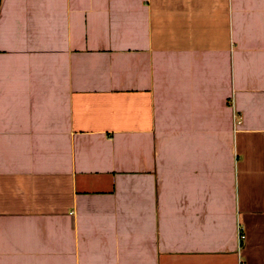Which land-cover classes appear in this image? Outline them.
<instances>
[{
    "label": "crops",
    "instance_id": "crops-1",
    "mask_svg": "<svg viewBox=\"0 0 264 264\" xmlns=\"http://www.w3.org/2000/svg\"><path fill=\"white\" fill-rule=\"evenodd\" d=\"M264 264V0H0V264Z\"/></svg>",
    "mask_w": 264,
    "mask_h": 264
},
{
    "label": "built area",
    "instance_id": "built-area-1",
    "mask_svg": "<svg viewBox=\"0 0 264 264\" xmlns=\"http://www.w3.org/2000/svg\"><path fill=\"white\" fill-rule=\"evenodd\" d=\"M239 264H244V262H241V261H240V263H239Z\"/></svg>",
    "mask_w": 264,
    "mask_h": 264
}]
</instances>
